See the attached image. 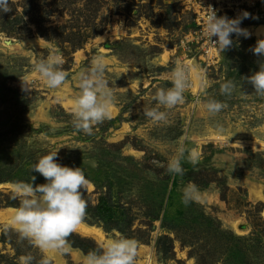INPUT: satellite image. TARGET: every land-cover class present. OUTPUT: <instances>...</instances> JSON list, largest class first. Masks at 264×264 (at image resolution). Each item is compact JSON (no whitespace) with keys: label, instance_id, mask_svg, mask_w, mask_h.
Segmentation results:
<instances>
[{"label":"rangeland","instance_id":"obj_1","mask_svg":"<svg viewBox=\"0 0 264 264\" xmlns=\"http://www.w3.org/2000/svg\"><path fill=\"white\" fill-rule=\"evenodd\" d=\"M208 1L12 0V10L0 14V264H21L28 255L32 264L45 257L50 264H84L80 246L88 243L73 238L67 254L44 253L13 228L5 230L2 218L20 206L13 185L31 183L32 176L34 187L46 183L31 169L57 150L59 164L82 168L89 181L81 190L83 223L110 240H135L136 264H264V97L248 79L264 64L251 50L259 39L233 36L230 49L209 54L200 40L208 3L215 11L230 4L256 15L243 20L247 29L264 26V17L257 18L264 16V0ZM57 53L67 78L50 89L34 65ZM97 56L105 58L116 102L111 119L88 136L74 129L72 107L79 74ZM178 61L194 66L193 87L184 104L167 110L166 123L154 124L145 111H166L155 96L172 87ZM226 80L237 85L230 97L220 94ZM207 99L228 106L212 117ZM179 146L186 149L183 176L167 172ZM192 150L200 158L195 166L187 162ZM189 184L201 199L185 206Z\"/></svg>","mask_w":264,"mask_h":264},{"label":"clouds","instance_id":"obj_2","mask_svg":"<svg viewBox=\"0 0 264 264\" xmlns=\"http://www.w3.org/2000/svg\"><path fill=\"white\" fill-rule=\"evenodd\" d=\"M12 0H0V14L8 13ZM251 17L247 11H242L236 18L218 16L210 8L204 21L203 35L213 44L218 53H223L233 46V36L249 38L251 33L242 28L244 19ZM255 18V17H251ZM216 37L215 40L212 38ZM254 54L264 57V39L259 40L251 49ZM64 61L57 53L38 61L34 71L46 82L50 89H58L67 78L62 65ZM194 66L177 62L171 73L172 87L160 89L155 96L156 101L166 111L152 109L145 111V116L154 124L166 123L167 110L185 103V93L193 87L190 73ZM106 62L103 56L94 57L91 66L79 74V95L72 107L73 127L77 132L88 136L94 134V127L111 119L112 107L116 97L109 81L105 79ZM201 95H206L208 83L202 72L198 74ZM255 93L264 97V64L260 70L248 78ZM237 85L232 80H226L220 85V94L230 97ZM24 90H30L25 84ZM206 111L212 117L216 116L227 104L216 99H207L204 104ZM58 151V150H57ZM57 151L42 156L31 171L41 174L46 183L33 186L31 183L17 182L13 185L12 198L20 199V206L5 230L13 228L21 240H28L42 252L67 254L70 251L68 237L77 230L86 216L87 203L82 199V191L89 183L82 168L62 166L56 160ZM184 146L178 147V154L167 163V172L183 176L185 169L182 160L185 157ZM187 162L193 166L200 162L198 153L190 151ZM94 166V165H93ZM201 199L200 190L194 184L185 186L182 193V203L187 206ZM137 242L129 238H116L105 244L100 250L90 251L84 259V264H136ZM31 255L21 257V264H32ZM40 264H50L48 257Z\"/></svg>","mask_w":264,"mask_h":264},{"label":"bare ground","instance_id":"obj_3","mask_svg":"<svg viewBox=\"0 0 264 264\" xmlns=\"http://www.w3.org/2000/svg\"><path fill=\"white\" fill-rule=\"evenodd\" d=\"M247 29L251 33L250 38L256 37L257 39L261 40V38L264 37V26H252V27H248ZM162 58H164V57H162ZM197 81H198L197 78L194 79V83L196 86L198 84ZM15 210L16 209H7L2 214V218L4 220H6V222L8 224L10 223L12 216L14 215ZM233 227L237 230V227L235 225ZM75 232L82 234V235H85V236H90L102 245H105L109 241H111L110 239H108L106 237L105 233L101 229L96 228V227H91L87 224H84L83 222L78 226V228ZM147 264H153V263L150 260H148Z\"/></svg>","mask_w":264,"mask_h":264},{"label":"built area","instance_id":"obj_4","mask_svg":"<svg viewBox=\"0 0 264 264\" xmlns=\"http://www.w3.org/2000/svg\"><path fill=\"white\" fill-rule=\"evenodd\" d=\"M219 1H221V0H219ZM207 2H209V1L208 0H204L203 3L207 4ZM222 3H225V2L222 1L221 4ZM208 5L209 6L204 9V13H203V15L201 17V25H202L203 28L201 30V37H200V40H205V44L203 45V50H204V52L206 54L213 53L214 51H216V47L213 44H211L209 42V40L203 35L204 21H205V19L207 18L208 14H209L210 8L215 11V7L212 4L210 6V3H208ZM218 5L219 4H217V6ZM224 5L225 4L221 5V7H220L221 9L220 10H219V8L216 9L215 12L217 13L218 16H227L228 18H236L238 15L241 14L242 11H245L243 8L234 10V9L230 8V4L227 7H224ZM229 10H234L236 12L234 14H232L233 12L230 13V12H228ZM254 17L256 18V15ZM259 17L262 19L264 16H262V15L257 16L258 19H260ZM212 39L215 40L216 37H213Z\"/></svg>","mask_w":264,"mask_h":264},{"label":"trees","instance_id":"obj_5","mask_svg":"<svg viewBox=\"0 0 264 264\" xmlns=\"http://www.w3.org/2000/svg\"><path fill=\"white\" fill-rule=\"evenodd\" d=\"M77 239V241H78V243H84V242H86V243H88L87 245H90V247H88L87 248V245H82L81 244V246L80 247H82L83 248V250H84V252L85 253H89L90 251H93V250H100L101 248L97 245V244H95V243H93L92 241H90V240H87V239H85V238H81V237H79V236H76V235H73V234H71L69 237H68V240H71V239Z\"/></svg>","mask_w":264,"mask_h":264}]
</instances>
